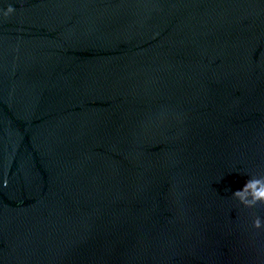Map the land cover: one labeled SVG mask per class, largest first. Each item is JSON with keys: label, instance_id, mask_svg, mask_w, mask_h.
I'll list each match as a JSON object with an SVG mask.
<instances>
[{"label": "water", "instance_id": "obj_1", "mask_svg": "<svg viewBox=\"0 0 264 264\" xmlns=\"http://www.w3.org/2000/svg\"><path fill=\"white\" fill-rule=\"evenodd\" d=\"M261 185L264 0H0V264H264Z\"/></svg>", "mask_w": 264, "mask_h": 264}, {"label": "clouds", "instance_id": "obj_2", "mask_svg": "<svg viewBox=\"0 0 264 264\" xmlns=\"http://www.w3.org/2000/svg\"><path fill=\"white\" fill-rule=\"evenodd\" d=\"M8 11H11V9H9ZM256 183H258V181H252V180L247 181L246 183H244V185H243V187L241 189L234 191L232 195L236 196L237 198H241L242 199L241 193L246 191L250 184L254 186ZM258 195L260 197H264V185H261V187H260V189L258 191Z\"/></svg>", "mask_w": 264, "mask_h": 264}]
</instances>
